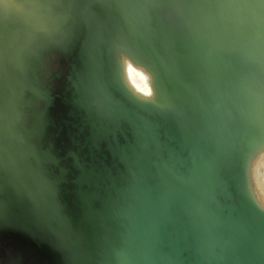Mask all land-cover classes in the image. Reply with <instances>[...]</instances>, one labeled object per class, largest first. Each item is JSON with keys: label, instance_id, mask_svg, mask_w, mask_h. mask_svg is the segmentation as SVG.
Instances as JSON below:
<instances>
[{"label": "water", "instance_id": "95a60500", "mask_svg": "<svg viewBox=\"0 0 264 264\" xmlns=\"http://www.w3.org/2000/svg\"><path fill=\"white\" fill-rule=\"evenodd\" d=\"M24 1L49 10L53 32L27 58L0 19L6 56L23 55L0 68L1 256L264 264L247 177L264 146V0ZM118 52L152 75V101L125 87ZM44 53L61 57L62 83L30 100ZM29 100L31 126L9 124L4 106L23 115Z\"/></svg>", "mask_w": 264, "mask_h": 264}, {"label": "rangeland", "instance_id": "374dc122", "mask_svg": "<svg viewBox=\"0 0 264 264\" xmlns=\"http://www.w3.org/2000/svg\"><path fill=\"white\" fill-rule=\"evenodd\" d=\"M49 11L46 9L44 5H36L33 4V6H28L24 0H0V19L3 20V17L5 16L7 19V25L8 32L10 33V38L13 40L14 47L16 49H20L27 58H29V55L34 51L35 45L42 44L44 42H48L49 37L51 36V33L53 32V20L46 18V13ZM24 21V23L22 22ZM3 24L2 21H0V31ZM24 27V32L22 28ZM51 54V59L50 55ZM121 56H125L121 52H118V58L121 64ZM126 57V56H125ZM128 58V57H127ZM56 62L57 64L61 63V57L58 55H54L52 53H44L41 55V60L38 64V80L37 85L39 87L35 88L34 91L31 94L30 100L32 98L36 97V90H42L43 92H46V95L52 96V93H54L62 83V78L60 75L59 78L53 75L54 72H57L59 67L55 69L57 66H53L52 63ZM129 59V58H128ZM130 62L133 63L134 66H139L143 68L151 77L152 82V88L154 97H156V92L154 88L153 78L152 75L149 73V71L140 64H137L133 62L131 59H129ZM52 67L54 69H52ZM120 73L122 81L125 84L124 75H123V69L122 66L120 67ZM128 88V87H127ZM3 90V88H2ZM2 97V92H0ZM8 95V94H7ZM24 95V94H23ZM9 96V95H8ZM15 94L12 96L11 99L9 97L6 98L8 101H14ZM23 105V115L14 114L15 111L10 108V105L7 104L4 106L5 108V119L10 124V122L14 119H17L21 122H23L25 127L31 126V123L33 122L34 114H38L41 112V105L40 102L38 104H33V102H30ZM24 110L26 111V115H24ZM47 118V116H44ZM4 147L2 149V154L0 155V160L5 158V149ZM261 153H264V146L260 148V150L251 158V162L248 165L247 168V177H248V183L250 190L252 191L255 200L260 205L258 200V195L256 191V177L254 175V168L256 161L260 157ZM0 194L4 195L6 192V188L0 186ZM4 254L6 255V250L4 251ZM3 254V255H4ZM3 255L1 256L0 253V264H22V259H15L14 257H8L4 258Z\"/></svg>", "mask_w": 264, "mask_h": 264}, {"label": "clouds", "instance_id": "9594fccd", "mask_svg": "<svg viewBox=\"0 0 264 264\" xmlns=\"http://www.w3.org/2000/svg\"><path fill=\"white\" fill-rule=\"evenodd\" d=\"M121 66L125 84L138 99L152 101L154 97L150 75L141 67L134 66L125 56H121ZM256 191L261 208H264V153L256 161L254 168Z\"/></svg>", "mask_w": 264, "mask_h": 264}, {"label": "bare ground", "instance_id": "6f19581e", "mask_svg": "<svg viewBox=\"0 0 264 264\" xmlns=\"http://www.w3.org/2000/svg\"><path fill=\"white\" fill-rule=\"evenodd\" d=\"M48 1H52L53 3H57L59 5L68 4L67 0H48ZM257 5H260V2H258ZM10 46L11 43L9 37L5 35L4 31H1L0 32V68H4L5 70L7 68H10V70H13V72H17V70L21 69L23 55L20 52L19 53L15 52L13 58H8L6 56V53L7 50H9ZM3 51L5 53L6 59H1L4 58Z\"/></svg>", "mask_w": 264, "mask_h": 264}]
</instances>
